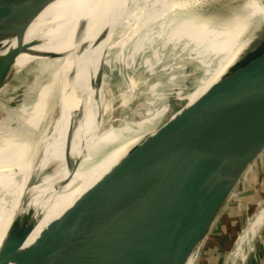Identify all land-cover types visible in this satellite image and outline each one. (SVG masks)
<instances>
[{"label":"water","instance_id":"1","mask_svg":"<svg viewBox=\"0 0 264 264\" xmlns=\"http://www.w3.org/2000/svg\"><path fill=\"white\" fill-rule=\"evenodd\" d=\"M54 1L44 0L41 11ZM155 1L130 3L115 16L113 27L108 24L92 43L74 42L65 54L35 51V56L51 60L74 57V68L59 80V85H73L79 56L91 54L111 36L107 48L96 53L92 67L97 66V73L93 79L89 76L80 89L79 103L73 102L76 107L70 108L74 100L69 102L56 134L61 140L66 131L78 129L77 123L72 125V117L82 121L87 106L95 112L97 132L108 129L111 116L105 104L111 100L112 78L116 74L123 77L129 70L127 60L134 61L142 47L161 36L155 29L157 25L166 26L164 35L194 2ZM260 4L264 7V0ZM249 14L225 59L214 63L212 70H217L228 59L224 73L193 102L186 98L187 102L161 125L144 189L138 194L132 190L118 195L116 191L101 190L100 178L26 248L36 223L22 220L5 238L0 264H199L211 239L264 178V163L248 176L264 147V20L258 19L259 13L253 10ZM104 22L101 16L96 26ZM29 25L27 20L13 25L11 36L19 40ZM128 30L129 34L122 36ZM19 56L15 50L8 56L0 51V100L14 83L34 81L39 71L47 72V65L39 62L21 70L14 68ZM62 115L57 102L50 110L43 144L55 132ZM102 148L100 145L96 149L93 161L99 158ZM80 158L74 162V173L66 164L71 171L61 180L65 165L62 159L48 164L51 193L73 179L85 157ZM108 217L111 219L106 224Z\"/></svg>","mask_w":264,"mask_h":264},{"label":"bare ground","instance_id":"2","mask_svg":"<svg viewBox=\"0 0 264 264\" xmlns=\"http://www.w3.org/2000/svg\"><path fill=\"white\" fill-rule=\"evenodd\" d=\"M138 1L55 0L41 11L44 0H0V32L2 31L0 47L4 50V52L0 50L1 55L8 56L14 50L24 51L34 45L29 51L20 54L14 68L21 70L36 62L40 65H47L45 70L47 72L39 71L33 81L34 97L25 98L15 105L0 100V248L5 238L20 226L24 219L36 223V228L27 239L24 248L32 245L50 221L57 218L102 177L100 189L103 191H116L118 195L132 190L136 194L140 193L147 184L153 165V156L158 145V133L161 130V125H154V123L159 119L162 111L153 107L156 100L154 98L146 104V109L143 111L132 108L122 114L117 112V103L123 99L124 94L134 92L138 99L147 90L151 78L142 81L141 75H144L142 72L146 68L151 69V65L160 53L175 42L177 36L182 33H185L186 37L189 35L190 29L203 10L209 7H219L215 22L225 41L216 61L225 59L229 53L231 41L237 39L244 29L243 21L250 17V11L253 10L255 14L259 13L257 18L264 20V7L260 4L261 0H194L188 9L168 26L164 35L162 33L166 30V26L157 25L155 29L159 30L158 36H161L156 38L155 42L142 47V51L135 56L134 61L133 59L127 60L129 71L118 90L115 112L109 117L108 129L101 133L97 132L99 123L93 124L95 112L87 106L82 121L78 122L72 117V125L77 123L78 129L75 132L66 131L61 140L56 134L59 133L60 126L65 119L64 114L69 108V102L74 100L70 108L76 107L75 104L79 103L80 89L83 88L89 76L93 79L97 73V66L92 67L96 53L101 54L107 48L111 36L103 40L91 51V54H87L86 57H84L86 54L79 56L78 61L80 59V62L75 66L77 73L73 85L69 82L59 85V80L61 75L66 76L72 67L74 68L72 60L74 57L51 60L35 56V51H57L65 54L74 42L84 40L86 43H92L108 24L110 28L113 27V20L121 10L126 9L130 3L138 5ZM140 1L144 2V0ZM69 4L73 5L72 12L81 8L85 10L83 17L78 18L70 29L73 33L52 36L53 38L37 44L38 42L34 39L38 32L50 21L55 20ZM93 7L95 9L92 12ZM101 16L105 22L97 27L96 24ZM251 16L254 15L251 14ZM89 17H91L90 21L85 24ZM26 20L30 22L29 27L19 40L13 38L10 29L13 25H20ZM80 27L82 28L79 29ZM126 34H129V30L122 36ZM110 35H112V30ZM229 62L227 59L217 70H212L215 66L213 64L196 87L183 98L193 102L224 73ZM55 102L60 104L63 115L60 116L55 126V132L48 135L43 144L49 113L52 106H55ZM134 112H137V116L141 119L135 122L127 121ZM152 130L155 131L148 135ZM88 131H90L89 136H83ZM100 145L103 147L102 152L99 158L93 161L94 152ZM263 149L264 147L260 153ZM82 152H84L83 156H81ZM80 157L85 158L79 169L75 171L73 179L60 190L51 193L49 175L46 174L48 164L56 159H62L65 165L59 180L66 179L74 167V162L80 160ZM66 164L71 170H68ZM84 164H89V166H84ZM72 172L74 173V170ZM110 219V217L106 218V224ZM263 223L264 207L243 233L239 250L232 264L247 257L248 250L252 248L254 238ZM189 264H192V261Z\"/></svg>","mask_w":264,"mask_h":264},{"label":"rangeland","instance_id":"3","mask_svg":"<svg viewBox=\"0 0 264 264\" xmlns=\"http://www.w3.org/2000/svg\"><path fill=\"white\" fill-rule=\"evenodd\" d=\"M72 7L73 5L69 4V6L65 8L66 10L64 9L62 13H59L58 17L55 19L56 21H50L46 27H43L38 32L34 40L40 43L56 36L73 33L70 32V29L76 23L78 18L83 17L85 10L84 8H81L72 12ZM94 9L95 7H93L92 12ZM218 13L219 7H209L203 10L199 18L194 22L192 28L190 29L191 31L189 35L186 37L184 36L185 33H182L177 36V38L174 40L175 42H172L160 53L159 57L155 60L156 62L154 61V63L151 65V69L146 68L144 72H142L144 73V75H141L142 81H146L147 78H151V81L148 83L147 90L142 93L138 99L135 97L134 92L124 94L123 99H120L121 101L117 103V112L120 114L124 112L126 113L132 108L133 110L135 109L143 111L146 109V104L154 98L156 100L153 104V107L155 109L158 108L157 110L159 111H162L161 116L158 117L159 119L156 121V123H154V125H162L171 117L172 114L178 111L187 102L183 97L187 96L196 87L199 81L204 77L205 72L215 63L217 56L224 44V36L217 28V24L215 22ZM91 17L87 19L85 24L90 21ZM33 46L27 48V50L19 51V53H25ZM16 47H18V45H16ZM20 47L21 46L19 45V48ZM0 50H2L1 47ZM2 51L4 52V50ZM167 66H169V68ZM128 71L129 70H127V72L121 78L117 76V74L114 78H112V86L110 88L112 96L109 97L111 100L107 102V105L105 104V108L108 107L109 109L110 116L115 112L116 96L122 80H124V77L127 75ZM165 76H168L167 79ZM32 87V80L22 84L14 83V87H12L11 90L4 96H2L3 98L1 101H6L11 103V105H15L25 98H32L35 96V90H32ZM138 119L140 120L141 118L137 116V112H134L127 121L135 122L138 121ZM153 131L155 130H152L150 133H148V135H151ZM263 163L264 149L249 168L248 176L261 167ZM260 187L261 188H258L257 191L260 193L261 190L263 191L261 193H264V190H262L264 189V183L261 184ZM262 207H264L263 197L262 201L258 202L255 207L249 206V211H251L248 215V219L244 222L240 221L236 225L237 234L235 235L234 239L236 243L232 252V258L239 250L243 233L246 231L247 227L255 221V218L259 214ZM236 238L238 239L236 240Z\"/></svg>","mask_w":264,"mask_h":264},{"label":"crops","instance_id":"4","mask_svg":"<svg viewBox=\"0 0 264 264\" xmlns=\"http://www.w3.org/2000/svg\"><path fill=\"white\" fill-rule=\"evenodd\" d=\"M263 183L264 178L211 239L202 254L200 264H232L235 257L232 258V252L236 243L234 240L237 234L236 225L238 222H244L248 219L251 211H249V206L255 207L258 202L262 201V197L264 199V193H261L263 191L260 190V193L257 191ZM235 264H264V223L260 230H258L252 243V248L248 250L247 257L236 261Z\"/></svg>","mask_w":264,"mask_h":264}]
</instances>
